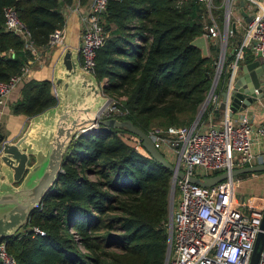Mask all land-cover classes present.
I'll use <instances>...</instances> for the list:
<instances>
[{
    "label": "trees",
    "instance_id": "obj_1",
    "mask_svg": "<svg viewBox=\"0 0 264 264\" xmlns=\"http://www.w3.org/2000/svg\"><path fill=\"white\" fill-rule=\"evenodd\" d=\"M76 1L89 2L0 0V80L51 46V33L65 24V10ZM8 5L29 29V39L6 27ZM201 11L195 0L180 7L176 0L108 2L103 14L108 36L97 49L95 76L106 79L103 93L126 111L121 119L147 132L155 125L194 121L211 88L216 59L212 44L204 55L191 43L202 33ZM57 103L50 79L27 77L12 110L32 117ZM134 141L118 127L72 138L52 189L28 222L5 238L16 264L165 263L173 173Z\"/></svg>",
    "mask_w": 264,
    "mask_h": 264
},
{
    "label": "built area",
    "instance_id": "obj_2",
    "mask_svg": "<svg viewBox=\"0 0 264 264\" xmlns=\"http://www.w3.org/2000/svg\"><path fill=\"white\" fill-rule=\"evenodd\" d=\"M109 1L92 0L81 16L80 65L94 75L97 49L108 36L103 14ZM185 1L176 0L177 6ZM195 1L202 7L201 35L205 36L208 47L209 44L216 47L214 90L201 116L191 124H172L148 131L156 147L185 173L180 177L172 172L175 184L172 223L168 222L171 247L167 264H250L264 216V202H260L258 195L240 201L237 175L210 186L191 181L187 176L203 179L225 170L230 172L236 167L264 162V117L255 126L245 111L233 121L229 107L219 116L222 95L216 90L221 78H225L223 89L227 82L232 87L233 78L238 75L247 54L256 58L260 52L264 57V0ZM80 6V2H76L66 9ZM4 15L8 29L29 39L30 31L14 6H5ZM65 33V24L56 28L51 33L50 45L63 42ZM35 59L28 60L8 80H0V98L28 77ZM105 80L98 81L101 89ZM254 92L261 91L256 87ZM107 102L109 105L100 111V118L121 119L126 114L117 99L108 96ZM127 132L135 137L136 148H144L141 137ZM34 231L44 233L38 226ZM70 231L74 233L72 228ZM80 248L86 251L81 244ZM0 264H16L5 239L0 242ZM257 264H264V244Z\"/></svg>",
    "mask_w": 264,
    "mask_h": 264
},
{
    "label": "water",
    "instance_id": "obj_3",
    "mask_svg": "<svg viewBox=\"0 0 264 264\" xmlns=\"http://www.w3.org/2000/svg\"><path fill=\"white\" fill-rule=\"evenodd\" d=\"M247 20L250 17L242 8ZM6 25V24H5ZM192 44L200 47L204 55L209 54L208 42L204 35L194 38ZM79 49L66 48L60 63L62 70L53 82L57 86L56 96L58 103L31 117L28 129L16 141L5 140L0 133V176L5 175V180H0V242L12 236L24 226L31 212L40 204L62 171L64 155L72 138L80 131L92 133L97 130L111 131L114 128H125L127 131L142 138L143 147L147 152L165 167L180 177L185 173L172 164L156 147L149 133L135 124L131 119L100 118L99 110L106 103L108 96L102 93L101 86L96 76L85 71L80 65ZM214 79L203 106L199 109L195 120L202 112L215 87ZM229 82L221 91V101L218 107L223 110L230 108L232 113L244 110L259 98L264 97V59L259 52L253 60L246 59L241 69L233 78L232 87ZM258 87L261 92L255 94ZM53 112L54 121L49 135L33 140L31 132L34 124L47 113ZM40 148H37L35 144ZM34 161L31 162V157ZM264 171V162H258L241 167H236L230 172L225 170L200 179L197 176H187L191 181L205 186L214 185L230 175H239ZM174 178L172 179L169 201V221L172 223ZM264 244V216L261 222L250 264H257ZM171 241L168 236V245L165 263H168Z\"/></svg>",
    "mask_w": 264,
    "mask_h": 264
},
{
    "label": "crops",
    "instance_id": "obj_4",
    "mask_svg": "<svg viewBox=\"0 0 264 264\" xmlns=\"http://www.w3.org/2000/svg\"><path fill=\"white\" fill-rule=\"evenodd\" d=\"M90 2H92V0H89L88 4ZM88 4H81L78 9L73 8L65 10L66 33L64 41L57 44H52L46 50H39L36 55V59L32 63L28 78L50 79L53 83V90L55 94L58 89L54 84L53 79L57 75V68L59 67V72L62 70L61 66L58 64L60 63L63 52L66 48H80L81 16L83 14V11L87 8ZM238 36V39H240V35ZM78 55L80 61V51ZM22 86L23 82L19 83L15 88H13L7 96L0 98V133L4 135L5 140L11 142L16 141L21 135H23L32 122L31 117L23 113H14L12 110V104L21 97ZM245 111L250 114L251 123L255 126L259 125L264 117V97L247 106L244 110L232 113L231 118L233 119V121H235L238 116ZM222 113L223 111L221 110L218 115L220 116L222 115ZM54 115L55 113L49 112L44 116V125L40 130L39 138H37L36 140H39L50 134V132L52 131V122L54 121ZM30 139L32 138H29V140ZM35 146L37 148H40L37 143L35 144ZM6 178L7 177L5 175L0 176L1 181L5 180Z\"/></svg>",
    "mask_w": 264,
    "mask_h": 264
},
{
    "label": "rangeland",
    "instance_id": "obj_5",
    "mask_svg": "<svg viewBox=\"0 0 264 264\" xmlns=\"http://www.w3.org/2000/svg\"><path fill=\"white\" fill-rule=\"evenodd\" d=\"M231 47L229 48V50ZM264 59V57H262ZM108 100V99H107ZM108 102L99 110H104L108 106ZM179 125V124H178ZM159 125L153 126V128H159ZM239 183L237 186V197L240 201L246 198H250L251 195H258L261 198L260 202H264V171L253 172L247 176H239Z\"/></svg>",
    "mask_w": 264,
    "mask_h": 264
},
{
    "label": "bare ground",
    "instance_id": "obj_6",
    "mask_svg": "<svg viewBox=\"0 0 264 264\" xmlns=\"http://www.w3.org/2000/svg\"><path fill=\"white\" fill-rule=\"evenodd\" d=\"M44 116L39 120V121H37L35 124H34V126H33V128H32V132H31V138L33 139V140H36L37 138H39V136H40V130L42 129V127H43V120H44Z\"/></svg>",
    "mask_w": 264,
    "mask_h": 264
}]
</instances>
